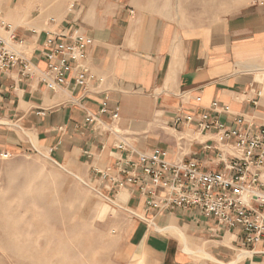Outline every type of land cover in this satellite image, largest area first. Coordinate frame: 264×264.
I'll use <instances>...</instances> for the list:
<instances>
[{
  "label": "crops",
  "instance_id": "0c3cea01",
  "mask_svg": "<svg viewBox=\"0 0 264 264\" xmlns=\"http://www.w3.org/2000/svg\"><path fill=\"white\" fill-rule=\"evenodd\" d=\"M15 5L0 11V35L8 40L9 28L26 68L0 73V154L32 148L80 174L128 215V242L150 264H264V231L246 242L240 226L194 207L149 206L147 193L127 183L128 160L159 149L172 164L193 160L234 184L257 172L264 189V169L250 167L238 182L227 168L237 148L199 128L205 113L227 126L264 127V0L206 22L179 16L175 0H73L61 17L34 24L19 22ZM78 34L92 38L83 86L72 72L59 81L43 46L47 36ZM241 200L264 212L248 195Z\"/></svg>",
  "mask_w": 264,
  "mask_h": 264
},
{
  "label": "rangeland",
  "instance_id": "374dc122",
  "mask_svg": "<svg viewBox=\"0 0 264 264\" xmlns=\"http://www.w3.org/2000/svg\"><path fill=\"white\" fill-rule=\"evenodd\" d=\"M73 0H0L19 4V19L34 24L61 17ZM255 0H175L177 14L209 21ZM0 154V264H150L128 240V215L114 209L80 174L47 153Z\"/></svg>",
  "mask_w": 264,
  "mask_h": 264
},
{
  "label": "built area",
  "instance_id": "2783aa9c",
  "mask_svg": "<svg viewBox=\"0 0 264 264\" xmlns=\"http://www.w3.org/2000/svg\"><path fill=\"white\" fill-rule=\"evenodd\" d=\"M6 27L0 17V30ZM7 32L8 40L0 35V73L8 72L19 63L26 68L25 60L9 44L12 39L9 28ZM91 44L92 38L82 34L71 36L67 41L47 36L43 46L48 48L44 55L48 59L49 70L61 82L66 72H72L75 84L86 85L90 76L85 66V56L86 48ZM235 121L239 124L241 118ZM199 128L215 129L221 142L237 148L239 155L234 156L227 168L240 173L238 182L244 181L250 167L264 169V127L254 129L252 126H227L205 113L200 117ZM7 155L2 154L4 157ZM164 155L165 152L154 149L149 153H139L135 161L128 160L132 171L127 183L147 193L149 206L156 207L161 203L198 208L205 216L214 218L219 225L240 226L246 242L260 239L264 231V212L241 200L242 195H248L254 202L264 204V189L256 185L257 172L252 174L248 184H234L223 172L200 170L193 160L172 164L164 159ZM138 168L139 175L135 173ZM143 178H148L149 182L144 183ZM231 186L232 190L229 191Z\"/></svg>",
  "mask_w": 264,
  "mask_h": 264
}]
</instances>
